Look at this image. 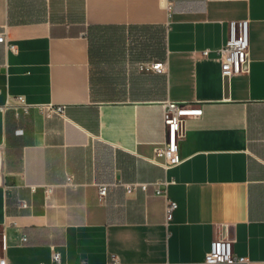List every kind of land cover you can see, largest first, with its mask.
<instances>
[{"label": "crops", "instance_id": "1", "mask_svg": "<svg viewBox=\"0 0 264 264\" xmlns=\"http://www.w3.org/2000/svg\"><path fill=\"white\" fill-rule=\"evenodd\" d=\"M169 2L0 0V32L16 46L0 42L6 264H110L113 254L124 264L264 262V0ZM243 19L250 59L226 77L217 50ZM155 61L166 71L140 70ZM18 95L66 104L65 116L25 113ZM167 100L203 110L186 118L169 167L154 155ZM117 180L148 188L112 185L101 197L99 184ZM167 197L178 204L171 219ZM217 238L244 260L206 262Z\"/></svg>", "mask_w": 264, "mask_h": 264}, {"label": "built area", "instance_id": "2", "mask_svg": "<svg viewBox=\"0 0 264 264\" xmlns=\"http://www.w3.org/2000/svg\"><path fill=\"white\" fill-rule=\"evenodd\" d=\"M167 7L171 4L169 0H162ZM230 36L226 43L219 48L218 54L220 57L222 75L230 77L233 74L245 71V68L249 62L250 52V38H249V20H232L230 22ZM0 42L5 43L11 50H15L16 46L9 42L7 33L5 31L0 32ZM203 55L208 56L210 53L209 49L203 50ZM142 71H166V63L163 61L145 62L139 65ZM17 103L14 105L16 108L21 109L23 112L28 113L31 108H38L44 115L50 117L54 114L59 116H65L66 104H29L25 97L22 95L16 96ZM203 113L202 108L194 106L189 102H178L174 100H167L164 102V122H165V140L162 145L157 146L154 149L155 157L162 156L165 158L163 165L169 167L180 162L179 157V140L185 134V123L186 118L190 116H198ZM19 116V112L16 113ZM112 185H122L128 192L137 190L138 188L147 189V183H126L122 180H117L112 184L101 183L99 184L100 196H105ZM36 186H33L35 189ZM45 194L50 197L53 193L54 186H44ZM165 192L162 187V183L158 182L155 187L156 194H163ZM21 207H28L26 200L20 201ZM178 204L176 201L166 198L165 211L167 219H171L174 210ZM27 236H22V241H26ZM53 258L56 262L60 261V252L57 250L53 251ZM244 258L239 257L233 247V240L229 238H217L211 243L210 250L206 254L205 261L208 263H227V262H238ZM0 264H6L5 260H0ZM110 264H124L120 258L113 254ZM249 264H264V262H250Z\"/></svg>", "mask_w": 264, "mask_h": 264}]
</instances>
